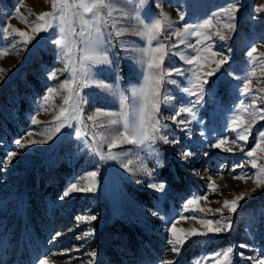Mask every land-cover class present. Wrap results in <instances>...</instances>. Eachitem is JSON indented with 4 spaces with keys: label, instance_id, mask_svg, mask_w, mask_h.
I'll return each instance as SVG.
<instances>
[{
    "label": "rangeland",
    "instance_id": "374dc122",
    "mask_svg": "<svg viewBox=\"0 0 264 264\" xmlns=\"http://www.w3.org/2000/svg\"><path fill=\"white\" fill-rule=\"evenodd\" d=\"M22 3L24 7L20 8V14L27 17L30 23L35 20V15L30 16L28 9L37 15L50 11V4L46 0H22ZM133 3L141 4V15L148 19L159 16L163 11L175 22L179 20L177 13L182 12L185 21L175 24V27H182L185 22H202L229 4L240 5L235 21L236 30L231 33V39L220 41L214 37L209 41L215 50L227 55L229 61L205 85L204 101L194 109L197 119L187 126L191 129L190 135L187 130L181 131L180 127L167 119L174 108L190 106L189 101L195 99L181 91L182 87L187 86V80L184 76L174 75L171 78L177 84L164 86L173 99L163 106L162 116L169 125L170 138L174 136L179 141L175 146L160 141L154 145L162 162L155 178L157 182L165 183L164 192L150 190L146 183L136 184L133 176L116 161H101L84 140L76 138L75 122L73 128L62 129L47 143L19 149V155L13 158L9 167L3 168L2 161L7 152L17 150L16 139L23 137L22 143L25 144L30 139H44L43 135L27 137L26 133L29 130L45 132L58 114V111L37 114L46 89L59 83L48 79L49 71L63 66L55 45L47 34L41 33L20 55L0 58V68L6 72L0 81V264H37L45 255L50 258L49 264H87L91 251L97 253L96 264H163L169 259L174 260L175 264H197L198 261L200 264H215L211 259L214 254L229 247L234 249L235 264H251L235 253L259 255L264 252V188L252 192L255 185L250 179L246 182L232 179V175L242 172L251 174L255 169L245 165L232 173L234 164L249 158L238 148L233 149V153H225L209 147L220 136L234 137L235 133L230 132L227 126L236 114L239 102H249V98L241 96L238 89L253 67L257 69L256 78L262 82L257 83L254 78L251 87L254 90L264 88L260 63L264 60V56H260L264 53V13L255 11L258 6L264 5V0H133ZM19 4L20 0H0V25L11 24L21 31L28 30L15 17ZM157 4L162 8L156 7ZM195 39L191 38L188 42L195 44ZM120 41H128L134 47L145 44L139 37L131 35L121 37ZM10 42L0 39V48L8 46ZM175 42V38L166 41L169 44ZM253 47L256 48L253 55L259 57L255 64L247 55ZM108 48L112 65L94 69L95 78L117 91L128 93L143 82L141 68L128 58L134 53L121 47L115 37ZM172 51L194 54L184 45ZM169 60L172 66L190 67L183 63L179 55L170 56ZM63 79L65 76H60V80ZM84 91L88 94L85 115L97 108L115 110L119 107L117 99L110 92L99 88H86ZM61 104L62 99L57 97L54 106L58 109ZM257 104L264 108V99L258 100ZM33 115L37 116L40 124H31ZM181 118L190 119L184 115ZM87 123L90 130L91 122ZM259 130H264V120L257 121L245 151L254 146ZM85 139L88 144L92 143L87 137ZM129 149L139 151L133 149L132 145L123 146V150ZM185 149L193 153L187 162L179 156V152ZM102 150L106 152L107 147ZM140 154L145 155L143 152ZM146 162L150 167H156L155 157ZM260 162L264 163V160ZM90 171L99 173L94 191L77 192L65 199L60 198L70 183ZM221 172L224 173L223 178L219 175ZM209 176L223 193H210V200H231L241 193H251V196L246 195L240 202L242 207L232 217L230 232L193 237L177 256L170 251L168 244L170 222L178 220L177 229L185 232L192 228L203 230L195 220L179 217L188 198L208 191ZM136 178L142 181L147 179L143 175ZM84 183L81 181L80 186L83 187ZM199 206L217 209L221 208V203L201 201ZM153 212H157V215L154 216ZM223 212L224 215L228 214L226 209ZM183 214L205 215L199 212ZM81 215H95L97 219L91 223L77 224V217ZM207 218L218 219L219 215L208 214ZM89 230L93 234L84 236ZM57 233L60 235L57 236ZM78 236L81 239H77ZM240 244L249 245L252 251L240 248ZM52 253L57 255L53 257Z\"/></svg>",
    "mask_w": 264,
    "mask_h": 264
},
{
    "label": "snow or ice",
    "instance_id": "6c2138e0",
    "mask_svg": "<svg viewBox=\"0 0 264 264\" xmlns=\"http://www.w3.org/2000/svg\"><path fill=\"white\" fill-rule=\"evenodd\" d=\"M46 2L50 4V11L37 15L28 9L30 16L35 15V20L30 23L27 17L20 14V8L24 7L20 0V4L15 10V17L28 30L21 31L11 24L0 25V39L11 41L8 46L0 48V58L8 55H20L41 33L47 34V38L58 50L57 56L63 66L49 71L48 79L57 80L59 83L46 89L39 102L37 114L49 111H58V114L53 117V121L50 122L52 126L45 132L34 133L29 130L26 133L27 137L43 135L44 139H30L27 144L22 143L23 137L16 139L14 143L17 150L7 152L6 158L2 161L3 168L9 167L13 158L19 155V149L29 145L47 143L62 129L73 128V122H75L76 138L84 140L101 161H116L125 172L133 176L136 184L146 183L148 189L164 192L165 183L157 182L155 178L157 168L161 166L162 162L154 145L158 141L172 146L179 143L174 136L170 138L169 125L164 122L165 118L162 116L163 106L173 99L167 94L164 86L165 84H177V81L171 78L174 75L184 76L187 80V86L182 87L181 91L195 99L189 101L190 106L174 108L167 119L180 127L181 131L187 130L190 135L191 129L187 126L197 119L194 109L204 101L205 85H208L209 78L220 72L223 65L229 61V57L215 50L209 41H212L214 37L220 41L231 39V33L236 30L235 21L237 13L240 11V5L229 4L221 8L219 13L202 22L195 24L185 22L182 27H175V24L185 21L182 12L177 13L179 20L175 22L163 11L159 16L148 19L141 15V4L133 3V0H46ZM156 7L162 8V5L157 4ZM255 11L264 13V5L258 6ZM126 35L139 37L145 42L144 46L134 47L128 41H120V38ZM13 37L18 39L13 40ZM113 37L121 43V47L134 53L128 58L135 61L143 73V82L139 86L131 88L128 93L117 91L95 78L94 69L112 65L108 45L112 43ZM172 38H175V43H166ZM191 38H196L195 44L188 42ZM181 45H184L185 49H192L194 54L172 51L179 49ZM254 53H256L255 47L247 53L253 64L259 59L258 56L253 55ZM176 55H179L183 63L190 67L184 69L172 66L169 57ZM260 56H264V53ZM260 63L262 66L261 75L264 76V60H261ZM256 71L257 69L253 67L238 89L241 96L249 98V102L244 100L239 102L236 114L227 126L230 132L235 133L234 137L230 139L227 135L220 136L209 144V147L225 153H233V149L238 148L240 152L244 153V156L249 158L234 164L231 172L236 173L237 169H243L245 165H250L252 169H255V172L251 174L242 172L232 175L234 180L246 182L250 179L255 185L252 192L264 188V163L260 162L264 160V130H259L256 133L254 146L245 151L257 121L264 120V108L257 104L258 100L264 99V96L260 95L264 94V88L254 90L251 87L253 79L256 78ZM186 73H190V75H186ZM5 75V70L0 68V81L4 79ZM62 75L65 76V79L60 80ZM229 75L232 73L229 72ZM256 82L261 83L262 81L256 78ZM86 88H99L112 93L117 99L119 107L115 110L97 108L94 112L85 115L84 106L88 104V94L84 91ZM57 97L62 99V104L58 109L54 106ZM182 115L190 119H183ZM89 121L91 122L90 130L87 123ZM40 123L36 115L31 116L32 125ZM201 134L203 135V133ZM86 137L92 141L91 144H88ZM241 141L243 143H240ZM124 145H132L133 149L139 151L123 150ZM225 145H229V147H225ZM105 146L107 147L106 152L102 150ZM117 149L121 150L117 151ZM141 152L145 155L142 156ZM257 153L261 155L258 156ZM192 155L193 153L187 149L179 152L180 159L185 162ZM205 155L207 156L208 153ZM153 157L156 159V167H150L146 162ZM98 175V171L87 172L70 183L60 198L65 199L77 192L90 193L94 191ZM138 175L145 176L146 181L136 178ZM219 175L223 178L224 173L221 172ZM81 181L85 182L83 187L80 186ZM207 189L208 191L205 193L193 194L188 198L183 204V211L179 217L183 220H195L203 229L202 231L192 228L185 232L182 229H177L178 220L170 222L168 244L171 246L170 251L177 256L185 243L193 237H209L230 232L232 217L242 207L240 202L245 199L246 195L251 196V193H241L231 200L222 202L210 200V193L223 194L220 193L218 185L215 184L211 176L208 177ZM201 201L208 204L221 203V208L200 207ZM224 209L227 210V215H224ZM185 212H199L205 213V215L185 216L183 214ZM152 214L155 216L157 212ZM208 214H218L219 218L209 219L207 218ZM96 219L95 215H81L77 217V224L80 222L91 223ZM92 234V231L89 230L84 233V236ZM59 235L57 233V236ZM77 239H81V237L78 236ZM239 247L252 251L247 244H240ZM63 254L60 253V255ZM235 254L241 260L250 261L251 264H264V252L259 255H245L244 252ZM51 255L54 257L57 253ZM88 256L90 259L87 264H96L97 253L91 251ZM49 259V256L45 255L38 260L37 264H49ZM211 259L215 261V264H235L234 249L229 247L222 252H217ZM163 264H175V261L169 259L163 261ZM197 264H200V261Z\"/></svg>",
    "mask_w": 264,
    "mask_h": 264
},
{
    "label": "trees",
    "instance_id": "16d2710c",
    "mask_svg": "<svg viewBox=\"0 0 264 264\" xmlns=\"http://www.w3.org/2000/svg\"><path fill=\"white\" fill-rule=\"evenodd\" d=\"M63 170V169H62Z\"/></svg>",
    "mask_w": 264,
    "mask_h": 264
}]
</instances>
